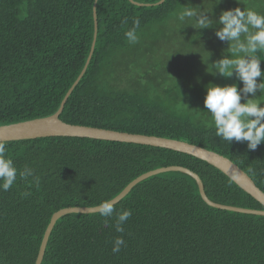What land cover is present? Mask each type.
I'll return each instance as SVG.
<instances>
[{
	"label": "trees",
	"instance_id": "obj_1",
	"mask_svg": "<svg viewBox=\"0 0 264 264\" xmlns=\"http://www.w3.org/2000/svg\"><path fill=\"white\" fill-rule=\"evenodd\" d=\"M94 4V50L60 120L186 141L230 159L264 192V144L252 151L246 142L217 137L204 107L207 86L243 87L235 75H213L212 65L230 56L228 43L215 36L221 26L196 29L177 19L184 6L205 10L213 21L236 8L264 12V0H164L151 6L129 0H0V126L57 111L87 61ZM136 19L139 41L130 44L124 34ZM176 28L190 39L186 46L164 44ZM5 143L17 169H33L39 184L18 177L9 191H0V264H34L54 213L95 207L158 168L196 173L212 202L264 210L221 171L185 153L77 137ZM128 209L132 216L123 233L113 226L115 216L109 226L98 213L60 217L41 264H264V216L207 205L187 174L168 171L140 181L116 203L117 211ZM120 236L125 246L113 253Z\"/></svg>",
	"mask_w": 264,
	"mask_h": 264
},
{
	"label": "clouds",
	"instance_id": "obj_2",
	"mask_svg": "<svg viewBox=\"0 0 264 264\" xmlns=\"http://www.w3.org/2000/svg\"><path fill=\"white\" fill-rule=\"evenodd\" d=\"M208 14L203 9L184 6L177 19L180 23H194L196 29H209L214 23L221 26L215 36L228 43L227 52L230 56L215 62L212 65L214 74L209 73L225 78L235 75L243 87L238 89L235 84L223 87L207 86L204 107L212 118L217 137L229 144L233 141L246 142L247 148L254 151L264 144V107H261L264 104V72L261 70V62L264 61V12L236 8L223 11L217 21L210 19ZM139 27L140 21L136 19L132 28L125 32L130 44L138 43ZM257 78H260L259 82ZM257 91L261 93L259 98H255ZM249 95L253 98L249 99ZM242 99L245 100L244 103H241ZM18 177L22 181L31 177V183L39 184V177L34 174L33 169L27 166L23 170L17 169L8 156L6 143L0 141V191H9ZM30 195L31 192L22 193L24 197ZM114 201L104 200L93 211L104 218L105 226H109V220L115 216L113 226L117 232L123 233L125 223L132 216V210L117 211ZM122 246H125L123 237H117L112 252L119 253Z\"/></svg>",
	"mask_w": 264,
	"mask_h": 264
},
{
	"label": "water",
	"instance_id": "obj_3",
	"mask_svg": "<svg viewBox=\"0 0 264 264\" xmlns=\"http://www.w3.org/2000/svg\"><path fill=\"white\" fill-rule=\"evenodd\" d=\"M96 1L97 0H95V2ZM129 1L138 6H151V5L161 4L164 0H160L158 3L155 4H144V3L134 2L133 0H129ZM93 20H94V35L87 61L80 75L77 77L73 85L70 87V89L64 96L57 111L49 116L35 118V119L7 124V125H1L0 141L8 142V141L29 140V139L44 138V137H77V138L97 139V140L113 141V142H121V143H132L138 145H146L151 147L169 149L191 155L193 157H196L200 160L207 162L211 166L221 171L230 180H232L240 189H242L245 193L253 197L264 207V192L260 190L252 181V179L235 163H233L230 159L214 151L188 143L186 141L175 140L164 137L149 136L143 134L119 132L109 129L94 128L83 125H72L60 120L59 116L63 110V107L69 95L71 94V92L73 91V89L76 87L81 77L83 76L94 50L96 34H97V17H96L95 4L93 6ZM168 171H177L191 176L197 184L200 197L207 205L211 207L238 212V213L264 216V210L243 209V208L226 206L212 202L206 196L202 181L199 178V176L196 173L192 172L191 170L181 166H169L165 168H158L140 175L139 177L131 181L116 197L112 199L115 200L114 204L118 203L122 198H124L129 193L131 188L140 181L148 177H151L153 175H157ZM93 208L94 207H72V208L62 209L54 213L42 237L38 254L34 264H41L49 235L52 231L54 224L60 217L71 213H80V214L95 213L93 211Z\"/></svg>",
	"mask_w": 264,
	"mask_h": 264
},
{
	"label": "rangeland",
	"instance_id": "obj_4",
	"mask_svg": "<svg viewBox=\"0 0 264 264\" xmlns=\"http://www.w3.org/2000/svg\"><path fill=\"white\" fill-rule=\"evenodd\" d=\"M179 33H182V35H180ZM185 35H187V34H185L183 32V30H182V32H179V30H177V28H176L173 30L172 34L169 35L166 43H164V38L161 37L163 40L162 43L167 44L170 47H175L174 45L179 42V43H182L183 46H186V44H188L190 39L188 37H185ZM219 46H221V45H219ZM167 48H168V46H167ZM260 95H261V93L259 91H257L256 98L260 97Z\"/></svg>",
	"mask_w": 264,
	"mask_h": 264
}]
</instances>
